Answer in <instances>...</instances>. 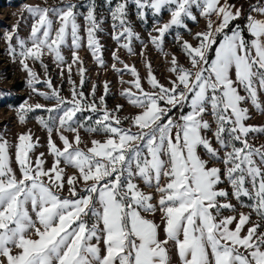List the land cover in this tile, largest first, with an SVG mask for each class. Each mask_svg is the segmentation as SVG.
<instances>
[{"label":"snow or ice","instance_id":"6c2138e0","mask_svg":"<svg viewBox=\"0 0 264 264\" xmlns=\"http://www.w3.org/2000/svg\"><path fill=\"white\" fill-rule=\"evenodd\" d=\"M107 2L112 39L119 43L123 38L126 42L120 47L129 54L132 39L139 40L128 18L130 4L141 21L152 13L156 35L150 33L149 39L161 52L171 29L197 20L194 9L206 20V30L194 34L195 45L177 35L190 67L172 55L169 71L175 78L169 79L170 87L157 80L146 61L152 89L146 91L136 68L112 53L113 60L123 64L120 69L113 63L112 69L133 77L121 95L140 109L122 120L117 115L121 105L112 111L106 107L108 82L99 107L95 84L91 102L80 90L87 69L79 55L85 46L79 16L85 21L87 48L98 66H105L98 37L103 20L97 18L95 0H89L86 14L71 0H61L57 7L24 9L32 19L29 35L21 37L15 25L3 39L8 55L19 57L32 92L55 100L50 107L25 102L18 109L20 123L37 109L48 113L36 121L48 133L53 163L45 168L44 153L33 159L39 141L29 131L17 137L13 168L9 142L0 136V264H172L170 245L180 264H264V232H259L264 223V145L255 147L248 139L250 133L264 134V126L247 125L251 117L243 107L250 102L264 114L259 100L264 92V3L251 6L240 24L234 22L244 17L243 8L229 0H116L114 6L113 0ZM165 11L170 18L161 24ZM65 47L71 51V63L63 54ZM45 56L60 68L61 76L67 68L70 99L53 86ZM29 60L44 69L43 81ZM73 66H78L80 89L71 79ZM38 83L50 92H39ZM84 111L100 115L94 122L86 117V123L78 117ZM124 120H130L128 128L122 126ZM80 129L106 138L92 139L85 150L80 147ZM210 131L219 147L206 135ZM53 132L62 148L53 141ZM65 132L73 134L71 140ZM215 164L223 167L210 166ZM68 167L75 173L66 175ZM137 181L154 193L144 192ZM81 182L83 187H78ZM224 182L249 213H239L238 219L223 215L225 210L236 212L229 192L219 187ZM65 185L68 196L61 195ZM157 212L160 223L149 218ZM253 213L257 222L251 220Z\"/></svg>","mask_w":264,"mask_h":264},{"label":"rangeland","instance_id":"374dc122","mask_svg":"<svg viewBox=\"0 0 264 264\" xmlns=\"http://www.w3.org/2000/svg\"><path fill=\"white\" fill-rule=\"evenodd\" d=\"M72 3L79 5L78 12L86 14L87 4L89 0H71ZM96 2V15L98 19L103 20L101 25L102 31L98 33L100 44L102 45V58L104 60V67L98 66L96 61L93 59V56L89 49L86 46V33L84 31L86 25L82 16L78 17V23L81 25L80 35L84 38L83 43L84 47L79 50V55L84 61V67L87 69L85 73V83L83 88L80 89V76L78 75L77 68L78 66H73L71 79L75 82L78 89L82 90L87 97L86 102H91L92 97L90 95L92 87L96 85L95 102L99 107V97L105 95L104 84L108 82L109 91L105 96V104L108 110L112 111L116 109L117 105H121V110L117 115L123 120L124 117H131L137 114L140 109L131 105L128 100L121 95L123 89L130 88L128 81L133 80L132 75L128 71H122L120 73L112 69V64L116 63V67L123 69V64L115 62L112 58V53L115 51L119 56L120 60L124 63L134 66L139 73V76L142 80V86L146 91H151L150 85L147 83V69L145 67V62H150L152 72L157 78V80L165 85L170 87L169 79H174V75L169 71L170 61L172 55H175L181 65L185 67H190L188 58L181 51L180 42L177 41V35L180 36L181 41H189L193 45L197 43L193 39V36L197 32L206 30V20L199 16V12L194 9V15H196L197 20H186V28H173L166 34L163 42V52L159 51L154 45H152L149 34L156 35L153 31L154 27V17L151 12H148L146 19L141 21L136 16V9L134 5H129L128 8V18L131 22L133 31L138 34L139 40L132 39L131 47L133 49V54H129L128 51L122 47L120 44L126 42L123 38L118 43L112 39L113 21L109 13V4L107 0H95ZM259 0H244L243 11L245 17L247 12L245 8L248 7V3L257 4ZM61 3V0H0V136L6 139L9 142L10 148L9 152L12 157V167L16 168L14 154L15 148L14 145L17 143V137L21 133L31 132L33 140L36 141L38 138L39 146L32 153L33 159L39 153H44L45 168H50L53 163V157L48 154V133L41 125L36 121L37 116H48V113L42 109H37L34 112L27 114V118L24 123H20L18 118V109L21 104L27 102L29 105L42 104L45 106H52L55 104V100H45L42 96L37 93L32 92L31 88L28 86V75L22 70V67L19 63V57L15 59L8 55L7 45L3 39L4 34L11 31L13 26L19 25V35L26 38L29 35L32 19L30 15L24 10L28 6H40V7H57ZM116 0H113L112 6H114ZM170 14L166 11L163 12L162 19L160 23H165L169 20ZM245 22V21H244ZM58 26V25H57ZM190 30V31H189ZM119 31V29H117ZM143 51L144 55L140 53ZM63 54L68 63H71V51L68 47L63 49ZM44 63L48 65V77L51 78V82L55 88L60 89L61 96L65 98H71V89L72 85L68 82V71L65 67L64 75L61 76L60 68L56 66L50 56H45ZM29 66L37 72L41 81L45 79L44 69L40 66L39 63H34L32 60L27 61ZM124 81V83H122ZM39 92H50V89L46 87L43 83H38L35 85ZM133 92L136 90L131 89ZM245 93L241 90V95ZM259 100L262 105H264V92L259 93ZM243 107L249 109L250 119L246 121L247 125L254 126H264V114H261L256 108L252 106L250 102L243 104ZM174 115H178V111L174 110ZM100 113H91L89 111H84L78 113V117L81 121H85L86 117L91 116L92 121L94 122ZM205 119L211 121L212 117L206 115ZM130 125V120H124L123 127L128 128ZM213 130H215V124L212 125ZM80 135L82 138L81 148L85 149L90 147V141L92 139L104 140L106 137L101 134H94L86 132L84 129H80ZM135 131V129H133ZM71 140L73 134L70 132L64 133ZM206 135L212 139L213 146L219 147L214 138H212V132H207ZM53 141L57 144L58 147L62 148L63 145L59 140V137L55 132L52 134ZM249 143L255 147H260L264 145V134L250 133L249 134ZM202 157L207 159L204 155L203 149L200 150ZM222 155V153H221ZM210 166L223 167L222 164H215ZM63 167V164L61 165ZM75 169L68 167L66 168V175H72L75 173ZM17 175L19 173L17 172ZM140 188L148 193L153 192L154 189L145 187L142 181H137ZM163 183V181H162ZM78 187H83V182H81ZM219 187L226 189L229 192V200L235 205L236 212H230L225 210L223 212L224 216L235 215L238 219L239 213L243 212L245 214L249 213L251 210L247 207H241L240 204L231 197V188L227 182L222 183ZM62 196H68V188L65 185ZM158 198V196H157ZM245 203H251L247 198H243ZM156 201L153 200V203ZM149 218L155 219L157 223H160V213L157 212L154 217L150 216ZM252 222H257L258 217L253 213L251 216ZM251 224L247 225L242 234H245L247 227H250ZM235 227V224L232 225ZM259 232H264V223H262ZM161 238H163V232L161 230ZM101 248L103 249V244L101 243ZM170 256L172 264H180L179 259L176 256L175 249L172 245L169 246Z\"/></svg>","mask_w":264,"mask_h":264},{"label":"crops","instance_id":"0c3cea01","mask_svg":"<svg viewBox=\"0 0 264 264\" xmlns=\"http://www.w3.org/2000/svg\"><path fill=\"white\" fill-rule=\"evenodd\" d=\"M221 2H223V0H221ZM229 2H230V3H234L237 7H241V6H242V8H243L244 0H229ZM258 3H264V0H259ZM254 5H256V4L248 3V7H249V8H248V12H249L250 7H251V6H254ZM248 12H247V14H248ZM212 19L215 20L216 17L213 16ZM176 256H177V255H176ZM177 258H178V256H177Z\"/></svg>","mask_w":264,"mask_h":264},{"label":"trees","instance_id":"16d2710c","mask_svg":"<svg viewBox=\"0 0 264 264\" xmlns=\"http://www.w3.org/2000/svg\"><path fill=\"white\" fill-rule=\"evenodd\" d=\"M248 8H249V7L245 8L246 12H247ZM244 21H245V14H244V17H242L240 20H238V21H236V22H234V23H240V24H243Z\"/></svg>","mask_w":264,"mask_h":264}]
</instances>
